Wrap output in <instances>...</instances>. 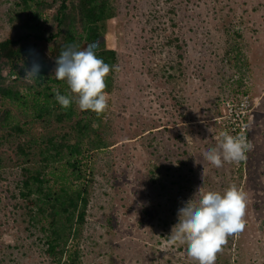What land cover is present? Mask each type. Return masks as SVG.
<instances>
[{"label":"rangeland","instance_id":"1","mask_svg":"<svg viewBox=\"0 0 264 264\" xmlns=\"http://www.w3.org/2000/svg\"><path fill=\"white\" fill-rule=\"evenodd\" d=\"M112 1L116 16L105 38L119 70L103 118L109 147L92 155L87 223L73 242L79 264H198L170 238L178 210L201 186L223 191L233 183L248 193L246 227L228 238L215 264H264V0ZM18 4L0 0V42L28 35L34 55L48 54ZM241 93L251 100L254 147L239 163L216 168L202 153L221 132L231 134L219 118ZM30 133L38 138L28 160L34 168L43 139L73 134L55 121ZM16 140L0 148V264H55L18 197L25 164L15 156ZM62 163L53 166L57 174Z\"/></svg>","mask_w":264,"mask_h":264},{"label":"trees","instance_id":"2","mask_svg":"<svg viewBox=\"0 0 264 264\" xmlns=\"http://www.w3.org/2000/svg\"><path fill=\"white\" fill-rule=\"evenodd\" d=\"M18 5L29 15L30 30L38 31L31 35L44 41L49 53L34 55L25 42L28 35L0 42V148L16 137L15 156L25 164L21 178L15 180L18 197L27 202L29 226H39L43 233L46 254L55 264H79L80 248L73 242L82 237L87 223L95 182L91 158L109 147L104 136L105 112L82 111L74 101L62 107L53 89L62 95L70 90L53 70L55 59L69 45L80 50L93 45L99 58L117 65V51L107 47L105 38L106 24L116 16V9L112 0H19ZM30 52L43 69L40 78L27 83L17 62L29 63L30 58H25ZM114 74L115 69L106 77L107 94L113 91ZM51 121L69 124L73 134L42 138V164L34 168L28 160L38 138L30 132L35 124ZM3 159L0 152V166ZM57 162H63L58 174V167H53Z\"/></svg>","mask_w":264,"mask_h":264},{"label":"clouds","instance_id":"3","mask_svg":"<svg viewBox=\"0 0 264 264\" xmlns=\"http://www.w3.org/2000/svg\"><path fill=\"white\" fill-rule=\"evenodd\" d=\"M29 58V63L24 60L17 64L24 71V80L32 83L41 77L43 64L34 59L31 52L25 59ZM55 64L53 75L57 80L66 81L70 90V94L62 95L58 89H53L62 107L68 108L74 101L80 110H91L97 115L108 109L106 77L113 69L119 70L117 65L110 66L99 58L93 45L83 50L69 45L55 59ZM253 147L244 133L221 132L217 145L202 155L211 165L220 168L225 162L239 163L246 159V153ZM197 196L199 200L194 202ZM247 205L248 193L234 183L223 191H204L201 186L194 198L178 210L179 222L173 226L170 238L186 244L188 256L198 264H215L228 238L244 231Z\"/></svg>","mask_w":264,"mask_h":264},{"label":"built area","instance_id":"4","mask_svg":"<svg viewBox=\"0 0 264 264\" xmlns=\"http://www.w3.org/2000/svg\"><path fill=\"white\" fill-rule=\"evenodd\" d=\"M236 102L227 103V113L219 118V122L225 127L226 131L233 135L244 133L247 137L248 123L247 113L251 106L250 96L247 93H241L234 97Z\"/></svg>","mask_w":264,"mask_h":264}]
</instances>
